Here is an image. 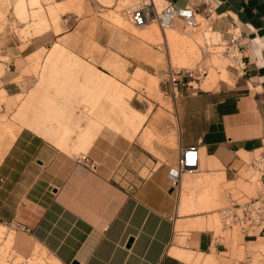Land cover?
Instances as JSON below:
<instances>
[{
  "label": "crops",
  "instance_id": "obj_1",
  "mask_svg": "<svg viewBox=\"0 0 264 264\" xmlns=\"http://www.w3.org/2000/svg\"><path fill=\"white\" fill-rule=\"evenodd\" d=\"M159 1L192 7L218 36L216 44L236 38L246 74L226 66L228 83L208 75L203 88L179 86L174 124L154 133L164 142H152L153 152L143 142L146 116L129 137L92 140L83 131L68 142L71 136L63 141L58 133V146L20 129L0 156V228L11 230L18 256L36 252L46 264L39 249L52 264H195L182 255H200L201 264H264L258 250L264 234L240 232L242 257L232 258L224 238L208 231L217 229L206 220L210 214L186 217L194 204L210 201L189 197L194 183L186 173L174 190L168 178L187 147L198 148L197 173L211 181H234L246 168L244 157L264 156V0ZM52 5L53 14L64 4ZM188 227L198 230L181 232Z\"/></svg>",
  "mask_w": 264,
  "mask_h": 264
},
{
  "label": "rangeland",
  "instance_id": "obj_2",
  "mask_svg": "<svg viewBox=\"0 0 264 264\" xmlns=\"http://www.w3.org/2000/svg\"><path fill=\"white\" fill-rule=\"evenodd\" d=\"M35 1L0 0V61L8 59L13 65L8 70L0 62V156L25 127L56 144L58 133L63 141L71 136L68 142H75L83 131L92 140L106 133L129 137L136 127V132L140 130L145 116L149 119L142 130L143 142L153 152L152 142H164L154 133L174 124L176 100L170 97L168 74L203 65L208 75L229 82L228 61L214 53L222 50L213 46L219 38L199 17L194 31L179 21L163 31L155 24L135 29L122 10L138 0ZM53 2L69 9L58 12L57 18L51 12ZM205 80L194 87L203 88ZM81 141L84 146L88 138ZM65 150L75 155L82 152ZM243 159L246 168L234 181H211L198 173L184 176L194 183L190 198L210 201L193 203L197 209L191 207L186 217L210 214L206 220L217 229L208 231L224 238L232 258L242 257L237 246L240 228L223 227L220 212L232 199L242 202L262 190L259 174L249 166L250 157ZM176 213L180 216L178 209ZM1 229L4 255L0 253V264H45L36 252L18 256L12 250L11 230L6 228L8 236ZM188 230L198 229L188 227L181 232ZM258 250L264 255V248ZM38 255L46 264L53 263L43 250L38 249Z\"/></svg>",
  "mask_w": 264,
  "mask_h": 264
},
{
  "label": "built area",
  "instance_id": "obj_3",
  "mask_svg": "<svg viewBox=\"0 0 264 264\" xmlns=\"http://www.w3.org/2000/svg\"><path fill=\"white\" fill-rule=\"evenodd\" d=\"M123 17L134 28H142L147 25L155 24L160 30L169 28L174 22L179 21L185 29L194 31L198 28L199 22L196 19V12L192 7H179L172 2H163L160 5L154 0H138L133 5L127 6L122 10ZM222 50L214 52L221 55L228 61L227 67L233 70L237 76H244L247 72L246 62L242 54L241 46L236 38L222 44H214ZM208 53V51H207ZM209 52V54H214ZM2 54V52H1ZM9 70L13 65L11 60L0 61ZM167 75L168 90L170 97L176 100L179 93V86L191 89L195 88L208 75L207 68L199 65L193 69H183ZM0 78V83H1ZM249 166L259 174V180L264 181V156L252 158ZM199 167L198 148L187 147L180 151L177 165L170 168L168 178L172 190L178 188L183 174H195ZM221 221L223 227L231 228L237 225L240 232L247 236L253 235L252 232L258 231L257 235L264 234V190L254 198H247L245 201L238 202L231 200V204L221 210Z\"/></svg>",
  "mask_w": 264,
  "mask_h": 264
},
{
  "label": "bare ground",
  "instance_id": "obj_4",
  "mask_svg": "<svg viewBox=\"0 0 264 264\" xmlns=\"http://www.w3.org/2000/svg\"><path fill=\"white\" fill-rule=\"evenodd\" d=\"M31 1H35V0H31ZM39 2V1H38ZM35 3H36V1H35ZM34 3V4H35ZM30 5V4H29ZM131 5H133V4H131ZM56 7V6H55ZM59 8H57L56 10H55V12L56 11H61V12H64V11H66L67 9H69V6H67V5H63V6H58ZM55 12H53V14L55 13ZM197 18V17H196ZM129 23V22H128ZM130 24V23H129ZM148 26V25H147ZM145 27V26H144ZM134 28V27H133ZM143 28V27H142ZM135 29H141V28H135ZM171 38V37H170ZM187 45H189V48H190V50L191 51H193V48H192V46L190 45V43L189 42H187L186 43ZM123 119V118H122ZM149 137V136H148ZM148 139L146 138V141H147ZM148 142V141H147ZM3 240V231H2V229L0 228V242ZM9 243V242H8ZM176 254V253H175ZM182 258H184V259H186L187 261H189V262H192V263H195V264H201V256L200 255H187V256H181ZM203 258H205V257H203ZM206 260V259H205ZM208 260V259H207ZM209 261H210V259H209ZM204 264V263H203Z\"/></svg>",
  "mask_w": 264,
  "mask_h": 264
},
{
  "label": "water",
  "instance_id": "obj_5",
  "mask_svg": "<svg viewBox=\"0 0 264 264\" xmlns=\"http://www.w3.org/2000/svg\"><path fill=\"white\" fill-rule=\"evenodd\" d=\"M71 264H77L76 262H72Z\"/></svg>",
  "mask_w": 264,
  "mask_h": 264
}]
</instances>
